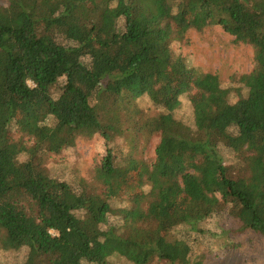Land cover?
<instances>
[{"label":"trees","instance_id":"obj_1","mask_svg":"<svg viewBox=\"0 0 264 264\" xmlns=\"http://www.w3.org/2000/svg\"><path fill=\"white\" fill-rule=\"evenodd\" d=\"M215 32L247 74L196 66ZM255 234L264 0H0V264H206Z\"/></svg>","mask_w":264,"mask_h":264},{"label":"rangeland","instance_id":"obj_2","mask_svg":"<svg viewBox=\"0 0 264 264\" xmlns=\"http://www.w3.org/2000/svg\"><path fill=\"white\" fill-rule=\"evenodd\" d=\"M214 35L216 37H213L211 33H206L207 42H204L201 44L199 41H195V49L193 50L196 52L199 48L202 50H206L208 46V42L211 40L212 42L216 43V47L212 50L209 49V53L206 54V56H203L201 54L197 55L195 64L196 66H199L202 68L204 73L206 75L211 74L212 76H216L219 78H226L231 75H245L247 74L251 69V58L247 50L243 48H234V45L229 46L227 55L233 57L235 61H227L226 65H222L220 62L221 59H224V53L218 52L221 50L220 44H222V37L219 33L215 32ZM192 38L195 37L194 34L191 36ZM209 47V46H208ZM218 52V53H217ZM205 84L203 83V88ZM157 143V140L152 142L149 155H154L155 150V144ZM77 151L81 154L82 158L87 162H90L92 152H93V146L89 144H83L79 143L77 144ZM63 152V151H62ZM61 152V153H62ZM60 153V154H61ZM65 153V152H64ZM59 154V155H60ZM66 154V153H65ZM63 156V153L61 154ZM58 157V156H56ZM101 197L97 198L93 202V207L97 210L100 206ZM242 242V245H239V249L233 252L232 254H229L228 257H224L222 260H213L206 264H257V261L261 259V261H264V254L261 249L262 246H264V237L259 236L257 234L249 236H244L240 239ZM248 252L247 256L245 257L246 260L239 262V256H244L245 253H240L242 250ZM232 255V256H231ZM231 256V257H230ZM230 257V258H229ZM229 258V259H228ZM249 261H248V260ZM163 264V263H158Z\"/></svg>","mask_w":264,"mask_h":264}]
</instances>
